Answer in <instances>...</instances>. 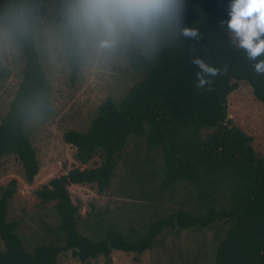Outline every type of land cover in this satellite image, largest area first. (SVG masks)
<instances>
[{
	"label": "trees",
	"instance_id": "1",
	"mask_svg": "<svg viewBox=\"0 0 264 264\" xmlns=\"http://www.w3.org/2000/svg\"><path fill=\"white\" fill-rule=\"evenodd\" d=\"M26 3L32 12L46 16L47 24L53 27L59 0ZM229 3L181 0L178 28L159 37L150 50L128 55L133 75L119 100L106 97L86 130L63 133V141L75 148L77 162L86 164L98 156L101 163L69 169L36 192L42 203L54 202L58 218L55 232L64 235L62 245L38 244L26 251L16 233L18 221H9L6 214L16 181L11 179L0 187V264H57L64 251H71L84 263L99 256L108 259L113 250L140 254L167 228L206 227L214 221H223L228 228L217 245L213 264H264V157L253 151L250 136L228 126L227 116V96L239 81L247 83L255 99L264 105V74L253 71L255 61L234 43L223 23L229 18ZM184 28L195 31L196 36L180 34ZM13 43L22 59L21 80L0 120V173L2 159L14 156L29 183L39 163L25 126L28 121L50 116L52 86L32 34ZM61 45L74 75L82 52L62 39ZM194 60L215 68L216 75L201 72ZM7 75L0 71V78ZM198 78H203L205 85L197 87ZM203 130L212 132L203 135ZM129 135L141 136L146 148L162 157L165 171L160 187L168 189L178 182L192 185L194 197L205 206L204 214L192 216L185 209L176 210L152 221L146 234L133 243L108 227L99 233L103 238L92 240L76 229L77 207L70 200L68 186L95 185L102 194ZM222 189L227 192L229 208L207 207Z\"/></svg>",
	"mask_w": 264,
	"mask_h": 264
},
{
	"label": "rangeland",
	"instance_id": "2",
	"mask_svg": "<svg viewBox=\"0 0 264 264\" xmlns=\"http://www.w3.org/2000/svg\"><path fill=\"white\" fill-rule=\"evenodd\" d=\"M33 18L37 27L30 33L52 86L51 114L46 119L28 121L25 126L39 163L32 182L25 181L22 166L14 156L2 159L0 173V187L11 179L16 181V191L9 200L6 214L9 221H18L16 233L26 251L38 244L60 246L64 243V235L55 232L58 218L54 202L42 203L36 192L42 184L69 169L91 168L101 163L98 156L86 164L77 162L75 148L63 141V133L86 130L106 97L119 100L133 75L128 55L140 51L106 59L82 52L79 70L72 75L55 29L47 24L46 16L33 12ZM229 35L237 45L230 31ZM21 69L17 46L0 39V71L8 73L0 78V120L21 80ZM227 116L228 126H235L250 136L253 151L264 157V105L255 99L247 83L237 82V87L227 96ZM210 132L212 130H203L202 134ZM125 145L102 194L95 185L68 186L70 200L77 207L78 232L97 240L103 238L99 235L101 229L108 227L121 234L126 242L133 243L146 234L152 221L164 219L176 210L185 209L192 216L204 214L205 206L194 197L192 185L178 182L168 189L160 187L165 171L163 159L146 148L141 136L129 135ZM206 206L226 210L229 208L227 192L222 189ZM227 228L228 224L223 221H214L206 227L167 228L140 254L113 250L108 259L99 256L84 263L71 251H64L58 255L57 264H213L217 245Z\"/></svg>",
	"mask_w": 264,
	"mask_h": 264
},
{
	"label": "clouds",
	"instance_id": "3",
	"mask_svg": "<svg viewBox=\"0 0 264 264\" xmlns=\"http://www.w3.org/2000/svg\"><path fill=\"white\" fill-rule=\"evenodd\" d=\"M181 0H59L55 9V35L93 58H108L134 50H150L163 34L178 28ZM223 22L252 69L264 74V0H230ZM37 27L26 0H0V39L22 41ZM180 34L194 37L187 28ZM257 57H261L257 60ZM201 72L217 70L193 61ZM199 77V73L197 74ZM198 78L197 87L205 85Z\"/></svg>",
	"mask_w": 264,
	"mask_h": 264
}]
</instances>
